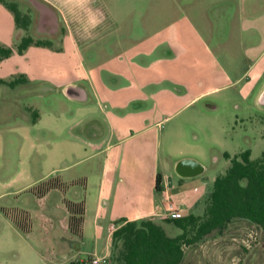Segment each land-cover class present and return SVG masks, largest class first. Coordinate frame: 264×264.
<instances>
[{"label":"rangeland","instance_id":"374dc122","mask_svg":"<svg viewBox=\"0 0 264 264\" xmlns=\"http://www.w3.org/2000/svg\"><path fill=\"white\" fill-rule=\"evenodd\" d=\"M4 1L16 5L31 23L18 35L13 12L0 3V47L12 50L0 61V79L20 82L15 87L0 83V194L26 183V157L34 148L12 134L27 137V126L15 123L26 115L33 118L26 107L38 108L44 120L55 118L57 162L64 155L66 164L80 158L81 152L59 143L67 128L73 126L79 135L83 126L78 106L60 92L68 82L83 84L92 93L90 84L94 87L92 81L100 78V96L92 95L89 103L94 114L100 113V125L107 128L106 118H113L115 139L152 126L148 134L155 136L159 163L168 165L176 179L179 162L198 161L206 170L203 181L210 183L195 184L199 200L230 167L225 153L250 150L253 160L264 153V55L254 66L242 68L244 49L237 33L262 15L263 10L253 7L256 0ZM44 3L55 10L57 33L39 30L40 17L53 15L45 12ZM28 36L50 46L34 43L20 54L18 45ZM8 116L15 121L6 120ZM45 128L41 123L36 134ZM71 168L81 177L83 165ZM50 186L57 188L49 192ZM34 191L36 198L46 200L44 205L30 192L0 201V264H72L94 255L115 263L119 246L111 237L93 255L80 245L82 217L67 205L71 193L63 185L50 181ZM7 220L21 229L20 235H12ZM162 227L170 237L180 232L173 224ZM184 250L182 264H264V230L235 221Z\"/></svg>","mask_w":264,"mask_h":264},{"label":"crops","instance_id":"0c3cea01","mask_svg":"<svg viewBox=\"0 0 264 264\" xmlns=\"http://www.w3.org/2000/svg\"><path fill=\"white\" fill-rule=\"evenodd\" d=\"M254 2L255 5L253 6L252 4V6L256 10H263L262 15L246 22V24L237 29L238 42L244 49L242 53L244 56L242 68L244 64L245 68L254 66L264 55V0H256ZM44 4L42 5L46 10L45 12L53 13V15L48 16L52 20L54 19L55 25H53V28L56 30L55 32H58L59 21L56 19L55 10L51 9L46 3ZM39 20V30L42 29V31L46 30L48 32L47 25H44L43 28ZM17 29L19 30L18 35H20L23 29L18 26ZM98 82H100V78L92 81L93 84L95 83L94 87L90 84L92 93L85 85L76 82L66 83L60 91L68 101L77 105L80 110L79 122L83 125L80 129V134L78 135L75 132L74 134L72 131L73 126H71L67 128L69 131H66L59 139V143L66 146L69 145L71 148L78 150H75V152L82 153L76 163L66 164L67 155L62 156L60 162H57L55 147L58 141H56L57 135L54 132L56 121L53 116L49 115L48 119L44 120L40 110L34 107H26V111L33 114L32 119H29L26 115L19 121H15V116H8L6 120H14L15 123L19 122V125L27 126L25 127L28 130L26 138L14 131H12V134L15 133L17 135L13 137L18 142L21 140L25 143L26 141H31L34 151L26 157L28 167L27 170L24 169V174L22 175H26V183L18 189H10L0 194V201H8L10 196H19L26 192L34 195L36 193L34 190L38 186L45 185L50 181L63 185L66 193H71L68 194L69 197L65 195L67 205H77L81 212L80 245L87 246L90 251L82 252L90 255L99 250L100 252L104 250L111 237L109 226L120 220L138 221L156 218L161 226L162 223H165L161 219L168 216L164 215L159 209L162 196L156 190V176L158 174L162 175V184H166L171 188L172 201L179 209L176 216H188L191 214L202 216L203 213L201 212L205 211L206 200L212 192L208 190L205 192L204 197L202 196L200 200L198 199L197 195L201 191L195 187V184L201 183L205 187L209 186L210 183L203 181L202 177L206 170L194 159L184 160L188 161V164L180 172L177 171L178 179L174 177L168 165L161 167L155 136L148 134L153 131L152 126L137 132L130 131L119 139H115V133L117 132L114 129L113 118H106L107 128L101 126L100 113L94 114L95 110L89 104L93 96H100V89L98 90L97 86ZM71 88L73 95H68L67 92L71 91ZM262 88L263 86L260 92ZM76 91H79V96L75 95ZM161 122L163 121H160L157 125H160ZM41 123H46L47 128L43 129L41 134H36L35 130ZM45 130L48 132H44ZM42 150L45 151L39 152ZM48 150L50 152L55 151V153L52 156H48L46 153ZM76 165H83L81 177H77V172L72 171L73 168L71 167ZM39 170H42V172H39ZM69 171L71 174H67ZM49 188V192H51L57 187L50 186ZM48 193H45V195ZM187 194L189 196L194 195L197 199L190 198ZM181 196H183L182 200H180ZM45 202L46 200H43L42 205ZM39 205L41 206V204ZM14 224V222L11 221L10 223L7 220L6 228L10 230L12 235L16 234L18 236L21 229ZM167 224L172 225L170 223ZM178 235H180V232L175 237ZM6 264L8 263L6 262Z\"/></svg>","mask_w":264,"mask_h":264},{"label":"trees","instance_id":"16d2710c","mask_svg":"<svg viewBox=\"0 0 264 264\" xmlns=\"http://www.w3.org/2000/svg\"><path fill=\"white\" fill-rule=\"evenodd\" d=\"M0 3L13 12L20 29L28 30L31 23L29 16L22 17L14 4L4 0H0ZM23 18L26 19L25 23ZM34 43L30 36L23 38L18 45L19 53L23 54ZM36 45L50 46L41 41ZM11 54L10 48L0 47V61L9 58ZM0 83L10 87L20 84L19 80L5 82L1 79ZM224 157L231 165L216 177L202 216L191 214L161 219L180 230L177 237L167 235L156 218L120 220L111 224V240L116 247L119 246L114 264H182L185 246L198 244L213 233H222L235 221H246L264 230V153L256 160L252 159L250 150L233 156L225 153ZM161 188L162 175L158 174L156 190L159 192ZM36 199L42 205L43 199ZM75 207L80 211L77 205Z\"/></svg>","mask_w":264,"mask_h":264},{"label":"built area","instance_id":"2783aa9c","mask_svg":"<svg viewBox=\"0 0 264 264\" xmlns=\"http://www.w3.org/2000/svg\"><path fill=\"white\" fill-rule=\"evenodd\" d=\"M171 188L168 187L166 184H162V188L159 191L162 196V202L159 207L160 211L164 213V215L168 216L169 218L177 217L176 215L179 212V209L175 206L172 201ZM77 264H111L110 259L106 255H94L85 260H78Z\"/></svg>","mask_w":264,"mask_h":264},{"label":"flooded vegetation","instance_id":"af4514ba","mask_svg":"<svg viewBox=\"0 0 264 264\" xmlns=\"http://www.w3.org/2000/svg\"><path fill=\"white\" fill-rule=\"evenodd\" d=\"M49 17V16H48ZM41 18H42V20H43V25H45L48 21L50 22V24H48L47 26L49 27V29H48V32H55L56 30H54V28H53V25H55V23H54V21L49 17V18H44V17H40V24H41ZM39 24V25H40ZM24 30V29H23ZM57 33V32H56ZM75 95H80L79 94V91H76L75 92Z\"/></svg>","mask_w":264,"mask_h":264},{"label":"water","instance_id":"95a60500","mask_svg":"<svg viewBox=\"0 0 264 264\" xmlns=\"http://www.w3.org/2000/svg\"><path fill=\"white\" fill-rule=\"evenodd\" d=\"M70 90H71V91H68L67 94H68V95H71V94L73 95L72 88H71ZM260 103H261V104H264V93H263V95H262V98H261V100H260ZM187 164H188V161H181V162H179V164H178V166H177V171L180 172V170L186 168V165H187Z\"/></svg>","mask_w":264,"mask_h":264}]
</instances>
